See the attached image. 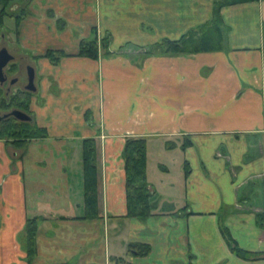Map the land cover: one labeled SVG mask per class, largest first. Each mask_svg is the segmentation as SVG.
<instances>
[{
    "label": "crops",
    "instance_id": "crops-1",
    "mask_svg": "<svg viewBox=\"0 0 264 264\" xmlns=\"http://www.w3.org/2000/svg\"><path fill=\"white\" fill-rule=\"evenodd\" d=\"M221 2V48L152 50L167 39H199ZM14 6L22 15L17 48L36 68L30 116L47 134L24 149L0 139V264H28L23 228L33 217L39 220L31 264H264V225L256 216L264 212V0ZM93 36L107 37L111 54L77 56L79 42ZM47 50L66 55L53 64L42 56ZM128 137H146L157 209L144 219L126 216ZM85 138L95 139L99 166L93 219L82 218ZM222 226L259 258L232 252ZM132 243L150 250L138 255Z\"/></svg>",
    "mask_w": 264,
    "mask_h": 264
},
{
    "label": "trees",
    "instance_id": "trees-1",
    "mask_svg": "<svg viewBox=\"0 0 264 264\" xmlns=\"http://www.w3.org/2000/svg\"><path fill=\"white\" fill-rule=\"evenodd\" d=\"M15 0H0V31L3 28V18L8 15L7 9ZM224 2L216 3L213 8V17L209 25L199 29L201 37L196 36L183 37L179 40H163L155 44L152 48L156 53L181 54L187 52L200 51L207 48H221L218 42L220 37V8ZM8 7V8H7ZM22 15H17L16 25L19 26ZM197 35V34H196ZM191 42L189 40L191 38ZM107 40L98 42L96 36L89 40H81L78 44L76 55L97 59L101 54V48L105 50L103 54H111L107 50ZM218 46V47H217ZM147 52L146 54H149ZM66 53L61 51L47 50L42 56L48 58L53 64H57L61 57ZM12 99V103L6 104L5 108L12 104L18 106L22 103ZM27 109L28 107L25 106ZM45 128L37 127L35 123L21 122L13 118L4 121L0 127V138H3L14 148H21L32 138L46 136ZM191 144L189 139L184 140L181 148L184 149ZM172 145H169V148ZM122 158L124 162V187L126 200V216L144 219L150 215L156 214L157 203L153 199V190L146 176L147 147L146 137H128L123 146ZM185 164H187L185 162ZM96 157V142L94 138H85L82 140V173H83V197H84V215L83 219H93L99 216L98 211V174L99 168ZM258 223L264 225V212L256 214ZM39 217L27 218L23 228V245L26 252V260L31 264L36 255V232L37 221ZM221 233L226 240L230 250L237 256L244 259H257L259 254L250 253L239 248L232 240L227 228L221 227ZM130 251L136 250L138 255H146L150 247L147 244H130Z\"/></svg>",
    "mask_w": 264,
    "mask_h": 264
},
{
    "label": "flooded vegetation",
    "instance_id": "flooded-vegetation-1",
    "mask_svg": "<svg viewBox=\"0 0 264 264\" xmlns=\"http://www.w3.org/2000/svg\"><path fill=\"white\" fill-rule=\"evenodd\" d=\"M17 15H21V14L14 15V19L16 18ZM11 16H13V14L9 12V14L5 15L4 18L11 17ZM4 18H3V28L0 31V49L6 48L8 52L13 55V59L9 61L3 69L4 80L0 82V115L9 113L10 111L14 109L22 110L26 112L27 114L31 115L29 106H30L31 98L33 94L35 93V91L37 90L36 68L30 62L28 61L24 62L23 59L25 58V56L17 48V32L14 33V30H12L11 31L12 36L9 39V36L6 34V29L4 26ZM19 62L27 68L26 75L24 78L20 75L19 70H18L20 67ZM29 67L34 68V74H35L34 84L36 88L35 91H29L26 89V86L28 85V68ZM16 98H18L17 101L22 103V105L18 106L16 104H12L8 106L7 108H5V103L6 104L12 103V99H16ZM25 106H27L28 108L26 109ZM11 118L15 119L12 116L4 118L0 122V127L4 121H7ZM21 122H24V121H21ZM30 123H32V120L30 121Z\"/></svg>",
    "mask_w": 264,
    "mask_h": 264
},
{
    "label": "rangeland",
    "instance_id": "rangeland-1",
    "mask_svg": "<svg viewBox=\"0 0 264 264\" xmlns=\"http://www.w3.org/2000/svg\"><path fill=\"white\" fill-rule=\"evenodd\" d=\"M20 1H23V0H15L13 3L15 4V3H19ZM14 4H12L11 6L9 5V8L7 9V11L8 12H11L12 14H13V16H11V17H5L4 18V26H5V29H6V34L9 36V39H10V37L12 36V33H11V31L12 30H14V33H16V32H18V28H19V26L18 25H16V20L14 19V15H16V14H19V11H18V9H13L12 8V6H14ZM17 5V4H16ZM15 5V6H16ZM14 6V7H15ZM1 5H0V10H1ZM8 30V31H7ZM96 38H97V40H98V42L100 43L101 41H106L108 38L107 37H103V38H99V37H97L96 36ZM153 48V47H152ZM135 49H137V50H139V49H143L142 47H137V48H135ZM131 50H133V49H131ZM149 51V47L146 49H143V50H141V51H139V53L140 54H146L147 52ZM102 54L105 52V50L103 49V48H101V51H100ZM20 63V62H19ZM19 73H20V75L24 78L25 77V75H26V71H27V68L24 66V65H22L21 63H20V67H19ZM103 137V136H102ZM0 139H2L3 140V138H0ZM24 149V147H21V148H17V149ZM19 152V151H18ZM150 154H151V156H153V154H155L156 155V157H157V150H156V148L155 147H152L151 149H150ZM147 161V160H146ZM160 163L159 162H155L153 165H151V167L153 168V170H155V171H157V168L159 169L160 168V165H159ZM147 165V164H146ZM154 176H155V174H154ZM21 238V237H20Z\"/></svg>",
    "mask_w": 264,
    "mask_h": 264
},
{
    "label": "water",
    "instance_id": "water-1",
    "mask_svg": "<svg viewBox=\"0 0 264 264\" xmlns=\"http://www.w3.org/2000/svg\"><path fill=\"white\" fill-rule=\"evenodd\" d=\"M13 59V55L8 52L6 48L0 49V82L4 80V75H3V69L7 65L9 61ZM34 79H35V74H34V68L29 67L28 68V85L26 86V89L29 91H35V84H34ZM14 117L15 119L19 121H26L30 122L32 120V117L27 114L26 112L19 110V109H14L10 111L9 113H6L4 115H0V122L7 117Z\"/></svg>",
    "mask_w": 264,
    "mask_h": 264
}]
</instances>
